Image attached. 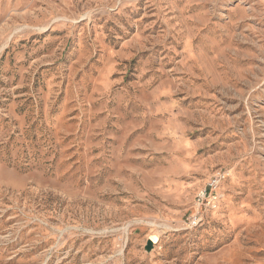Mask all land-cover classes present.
<instances>
[{"label": "rangeland", "instance_id": "obj_1", "mask_svg": "<svg viewBox=\"0 0 264 264\" xmlns=\"http://www.w3.org/2000/svg\"><path fill=\"white\" fill-rule=\"evenodd\" d=\"M0 264H264V0H0Z\"/></svg>", "mask_w": 264, "mask_h": 264}, {"label": "built area", "instance_id": "obj_2", "mask_svg": "<svg viewBox=\"0 0 264 264\" xmlns=\"http://www.w3.org/2000/svg\"><path fill=\"white\" fill-rule=\"evenodd\" d=\"M220 180V175H217V177L215 179H212L210 181V183H208V188L207 189H203L200 192H198V194L196 195V200H197V204L198 207H202V206H214V202L216 201V187L218 184V181ZM201 218L197 215H195L193 217V223L196 224V222L200 221Z\"/></svg>", "mask_w": 264, "mask_h": 264}, {"label": "water", "instance_id": "obj_3", "mask_svg": "<svg viewBox=\"0 0 264 264\" xmlns=\"http://www.w3.org/2000/svg\"><path fill=\"white\" fill-rule=\"evenodd\" d=\"M153 242L150 240V239H148L147 241H146V243H145V246H144V250L146 251V252H150L152 249H153Z\"/></svg>", "mask_w": 264, "mask_h": 264}]
</instances>
